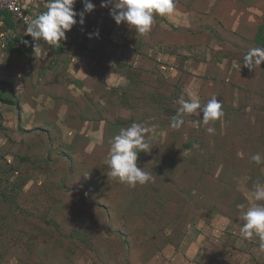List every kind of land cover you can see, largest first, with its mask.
<instances>
[{"label":"rangeland","instance_id":"1","mask_svg":"<svg viewBox=\"0 0 264 264\" xmlns=\"http://www.w3.org/2000/svg\"><path fill=\"white\" fill-rule=\"evenodd\" d=\"M44 1L68 23L0 57V264H264V70L160 24L213 0Z\"/></svg>","mask_w":264,"mask_h":264},{"label":"crops","instance_id":"2","mask_svg":"<svg viewBox=\"0 0 264 264\" xmlns=\"http://www.w3.org/2000/svg\"><path fill=\"white\" fill-rule=\"evenodd\" d=\"M18 1L23 5L24 10L35 19L36 23L31 26L33 27L31 30L29 29L31 27L19 26L9 17L10 15L0 11V32L6 39L7 45L5 50H0V57H8L5 59V65L8 63L11 69H5V72L9 71L11 74L15 56L17 59L21 58L22 62L25 61V52L21 48L26 42L32 41L35 48L38 49L45 47L43 37H39V34L32 35L33 32L54 31L45 28L55 26L58 20L67 22L65 16L68 15L67 11L56 12L52 7H48L49 9L46 10V6H52L50 1L48 3L44 0ZM192 7V9L186 7L172 10L167 6L163 11L161 10L163 22L160 24L168 25L169 29L167 30L176 32V35L179 36L177 44H173L174 47H185V45L190 47L193 50L192 54H195L194 58L197 57V60L191 61L194 65L202 63V60H204V64L219 65L215 71H205L207 78H216L219 76L217 75L219 72L223 73L224 71L229 73V78L236 79L240 76L243 79L245 77L257 79L256 73L264 70V49L255 40L259 25L264 24V0H213L207 12L201 11L199 7L196 8L195 4ZM115 13L113 14L115 15ZM214 18L217 23L212 22ZM170 23L173 24L170 25ZM92 27L89 30L94 29L95 26ZM53 28L57 31L58 26ZM146 29H152V27L146 26ZM185 33H188V36L193 40L183 39ZM202 33L204 36L208 35V40H205V37L202 40ZM49 36L47 35V38ZM51 36L54 34L52 33ZM224 36L225 39L219 41V37L224 38ZM13 48L15 49L13 50ZM203 52L205 56L202 57L201 53ZM251 63H257L261 71L252 70ZM20 72V74L18 72V78L22 81L25 78L22 79L24 74L23 71ZM200 73V70L194 71L193 78H198V76L200 79L202 76L206 78ZM255 74L256 76H253ZM113 250L117 256L119 250L122 251L117 247ZM132 253L134 254V249H132Z\"/></svg>","mask_w":264,"mask_h":264},{"label":"built area","instance_id":"3","mask_svg":"<svg viewBox=\"0 0 264 264\" xmlns=\"http://www.w3.org/2000/svg\"><path fill=\"white\" fill-rule=\"evenodd\" d=\"M0 11L10 15L22 27L27 28L32 24V17L18 0H0Z\"/></svg>","mask_w":264,"mask_h":264},{"label":"trees","instance_id":"4","mask_svg":"<svg viewBox=\"0 0 264 264\" xmlns=\"http://www.w3.org/2000/svg\"><path fill=\"white\" fill-rule=\"evenodd\" d=\"M9 16V15H8ZM11 18V16H9ZM15 23H17L18 25H20L18 22L15 21Z\"/></svg>","mask_w":264,"mask_h":264}]
</instances>
